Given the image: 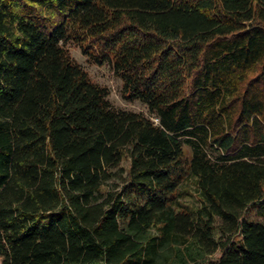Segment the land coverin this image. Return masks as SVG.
Wrapping results in <instances>:
<instances>
[{
    "label": "trees",
    "instance_id": "1",
    "mask_svg": "<svg viewBox=\"0 0 264 264\" xmlns=\"http://www.w3.org/2000/svg\"><path fill=\"white\" fill-rule=\"evenodd\" d=\"M0 257L264 264V0H0Z\"/></svg>",
    "mask_w": 264,
    "mask_h": 264
},
{
    "label": "rangeland",
    "instance_id": "2",
    "mask_svg": "<svg viewBox=\"0 0 264 264\" xmlns=\"http://www.w3.org/2000/svg\"><path fill=\"white\" fill-rule=\"evenodd\" d=\"M66 47L74 60L81 64V66L88 72L90 78L93 81L106 86L109 89L108 98L114 107L138 111L156 121V119L149 112L148 107L144 102L137 99L130 100L124 97L122 79L115 73L111 64H98L96 62H93L86 55L82 54L80 48L74 43H67ZM218 255L219 251L208 256L207 258H214ZM188 264H195V262H192L190 260Z\"/></svg>",
    "mask_w": 264,
    "mask_h": 264
}]
</instances>
